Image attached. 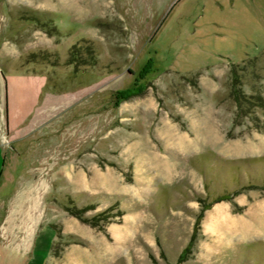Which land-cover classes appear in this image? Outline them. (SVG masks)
I'll list each match as a JSON object with an SVG mask.
<instances>
[{
  "label": "rangeland",
  "instance_id": "1",
  "mask_svg": "<svg viewBox=\"0 0 264 264\" xmlns=\"http://www.w3.org/2000/svg\"><path fill=\"white\" fill-rule=\"evenodd\" d=\"M253 88L264 0H0V264H264Z\"/></svg>",
  "mask_w": 264,
  "mask_h": 264
},
{
  "label": "trees",
  "instance_id": "2",
  "mask_svg": "<svg viewBox=\"0 0 264 264\" xmlns=\"http://www.w3.org/2000/svg\"><path fill=\"white\" fill-rule=\"evenodd\" d=\"M250 62H252L254 65H256L257 63V59H254V60H250ZM85 65H88V66H91L90 64H85ZM233 68L231 69V87L233 89L232 91V95L234 97V100H235V103L238 105V107L243 103V102H246V96H245V93L242 91V80H241V77L237 74L236 72V69L240 67V65H234L232 66ZM244 67V66H243ZM147 66L144 67L143 69V73L145 74H148L150 71L147 70ZM240 70L244 71L245 68H241ZM142 74L140 75V78H141ZM253 92L255 93L252 98L254 99H258L261 104L264 103V99L262 96L260 95H256V90L255 88L252 89ZM142 91H137L136 88H133V89H130V90H125L123 92V97L124 99H128L132 96H135V95H138V94H141Z\"/></svg>",
  "mask_w": 264,
  "mask_h": 264
},
{
  "label": "crops",
  "instance_id": "3",
  "mask_svg": "<svg viewBox=\"0 0 264 264\" xmlns=\"http://www.w3.org/2000/svg\"><path fill=\"white\" fill-rule=\"evenodd\" d=\"M127 237H129V234H127ZM118 239H119L118 246L117 245H114L113 246V245H110L108 243H105L107 245L106 246V250H105L106 254H104L103 257L97 256V257H99V259L102 260L103 264L106 263V261L109 260V259H111V260L114 259V258H111V256L112 255H116V254H120V255L122 254L121 256L126 257L127 260L129 261V264H131L132 262L135 263V264H146V262L143 263L144 260L140 261V263H139V261L137 262L136 261V258H134V255H132L133 254V251L130 248H129L128 251H123L122 250V247H123L122 246V244H123L122 243V240L120 238H118ZM123 240L125 242V240H127V239H123ZM132 242L133 241L130 242V247H131V245H133Z\"/></svg>",
  "mask_w": 264,
  "mask_h": 264
}]
</instances>
